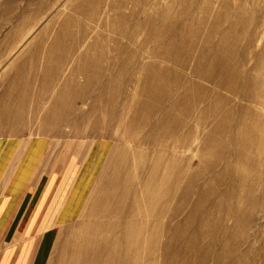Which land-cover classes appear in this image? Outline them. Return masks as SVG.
<instances>
[{
    "label": "rangeland",
    "instance_id": "obj_1",
    "mask_svg": "<svg viewBox=\"0 0 264 264\" xmlns=\"http://www.w3.org/2000/svg\"><path fill=\"white\" fill-rule=\"evenodd\" d=\"M0 25L27 38L0 66L50 86L20 127L98 166L61 264H264V0H0Z\"/></svg>",
    "mask_w": 264,
    "mask_h": 264
},
{
    "label": "crops",
    "instance_id": "obj_2",
    "mask_svg": "<svg viewBox=\"0 0 264 264\" xmlns=\"http://www.w3.org/2000/svg\"><path fill=\"white\" fill-rule=\"evenodd\" d=\"M26 40L0 25V56L18 54ZM39 45L31 43L25 54ZM35 67L34 60L0 66V264H61L60 241L82 232L78 221L96 179L98 166L83 159L82 147L24 126L51 118L50 86Z\"/></svg>",
    "mask_w": 264,
    "mask_h": 264
}]
</instances>
